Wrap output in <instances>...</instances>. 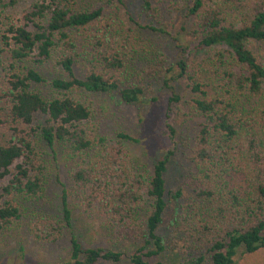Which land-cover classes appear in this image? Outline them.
<instances>
[{
    "label": "trees",
    "instance_id": "1",
    "mask_svg": "<svg viewBox=\"0 0 264 264\" xmlns=\"http://www.w3.org/2000/svg\"><path fill=\"white\" fill-rule=\"evenodd\" d=\"M142 1L152 19L131 21L169 36L175 54L126 33L107 4L33 0L15 22L6 12L18 0H0V66L8 80L0 101L28 129L16 127L0 143V233L23 217L27 201L43 195L57 151L71 150L78 162L70 169L69 186L63 185L62 213L42 209L30 219V232L40 242L56 243L73 228L76 209L106 235L138 244L126 253L85 245L74 235L70 258L56 264H169L163 258L167 248L186 257L187 240L167 246L158 233L165 222L175 235L195 237L192 249L198 253L186 263L235 264L241 252L264 249V61L257 53L264 44V0H185L183 11L172 18L159 13L152 0ZM198 55L206 63L199 77L191 71ZM49 63L56 74L46 77ZM144 76L161 80L168 91L172 146L153 169L135 161L121 141L110 143L88 129L85 122L93 111L78 94L115 92L128 104H141ZM185 79L194 110L205 121L189 156L194 172L175 192H167L177 151L170 119L182 102L179 86ZM44 83L52 94L44 92ZM39 113L47 115L45 123L36 124ZM119 137L134 140L125 132ZM236 175L243 178V189L231 184ZM182 198L187 203L179 212Z\"/></svg>",
    "mask_w": 264,
    "mask_h": 264
},
{
    "label": "rangeland",
    "instance_id": "2",
    "mask_svg": "<svg viewBox=\"0 0 264 264\" xmlns=\"http://www.w3.org/2000/svg\"><path fill=\"white\" fill-rule=\"evenodd\" d=\"M32 1L18 0V3L7 9L6 13L10 14L11 19L16 22L22 18ZM82 2L85 5L107 4L111 6L114 13L123 22L126 33L140 34L142 39L149 41L154 50L161 49L170 55L175 54V50H172L169 36L147 28H141L131 21V17H133L136 21L145 24L152 19L150 12L148 13L143 9L142 0H82ZM152 2L158 6L159 13L166 18L175 17L181 10L183 11L185 5V0H152ZM178 5L183 7L177 10L176 6ZM258 46L260 48L259 50L256 49L257 53L258 51L261 52L260 55H263L262 60L264 61V44ZM197 58V62L193 63L191 71H195V75L199 77L200 74L205 73L203 70L206 67V63L203 56L198 55ZM170 61L173 62L171 58ZM141 67L142 65L138 69ZM194 67H197V69ZM55 70L54 64L49 63L45 66L43 72L46 77H51L56 74ZM200 80L208 85L206 78ZM7 81L6 72L0 66V89L7 87ZM160 81L148 76H144L139 81L145 88L144 102L141 104H128L122 101L121 97L115 92L93 93L85 90L78 91L80 99L88 104L93 111L91 119L85 122V126L106 136L110 143L121 141L131 151L135 161L150 169H153L154 164L160 159L163 152L172 146L166 127L168 91ZM187 83H189V80L185 79L182 82L183 86H179V92L183 99L180 104L173 107L174 113L172 114V119H170L176 128L177 151L167 173V192H175L184 184V178L194 172L189 156L196 143L201 124L205 121L194 110L192 101L194 94L188 88ZM42 86L46 94L50 95L53 93L47 83L42 84ZM152 97H158L164 103L151 100ZM46 118V114H37L36 124L45 123ZM0 121L2 122L0 124V143L7 141L11 134L14 133V128L16 127L22 129V131L28 130L25 125L23 126L20 122L18 123L12 119L9 114L8 103L5 100L0 101ZM120 132L130 134L134 140L120 138ZM49 158L50 156L48 155V160ZM77 158L76 155L72 154L71 150L64 151L60 149L57 151V155L52 157L51 162L49 161V177L43 195L37 197V199L27 201L25 203L27 210L24 211L23 217L18 221H14L0 233V264H56L68 260L71 253V239L74 235L79 237L85 245H104L107 248L121 250L126 253H130L138 244L134 240H124L117 236L112 238L106 235L104 230H100L76 209H74L73 228L68 230L60 241L56 243L40 242L30 232V219L37 212H42V209H44V212L58 216L62 213L63 185L67 184L69 186V172L77 164ZM231 184L244 188L241 176L236 175L233 177ZM186 192L188 194L194 193L191 188H186ZM169 194L167 193V200L170 197ZM177 202L176 209L181 212V207L187 202H185V198L177 199ZM158 233L164 237L167 246H170V243L175 241H179L182 245H184L185 240L188 241L186 257L181 251L179 253L177 250L174 251L171 248H167L168 250L164 253L163 258L169 264H188L186 259L194 256L193 253H198L192 249L196 241L194 236H185L186 239H183L181 235H175V232L169 229L166 222L162 223L158 228ZM100 264L108 263L102 262ZM118 264L129 263L124 261ZM235 264H264V249L249 255L241 252Z\"/></svg>",
    "mask_w": 264,
    "mask_h": 264
}]
</instances>
